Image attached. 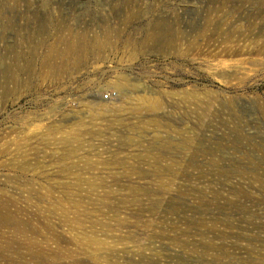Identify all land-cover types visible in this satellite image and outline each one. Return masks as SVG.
<instances>
[{
  "label": "rangeland",
  "instance_id": "1",
  "mask_svg": "<svg viewBox=\"0 0 264 264\" xmlns=\"http://www.w3.org/2000/svg\"><path fill=\"white\" fill-rule=\"evenodd\" d=\"M0 264H264V0H0Z\"/></svg>",
  "mask_w": 264,
  "mask_h": 264
},
{
  "label": "bare ground",
  "instance_id": "2",
  "mask_svg": "<svg viewBox=\"0 0 264 264\" xmlns=\"http://www.w3.org/2000/svg\"><path fill=\"white\" fill-rule=\"evenodd\" d=\"M152 34H153V31H152ZM160 35H161L162 38H167L168 37V33L166 31L165 32H161ZM150 37H153V36H150Z\"/></svg>",
  "mask_w": 264,
  "mask_h": 264
}]
</instances>
